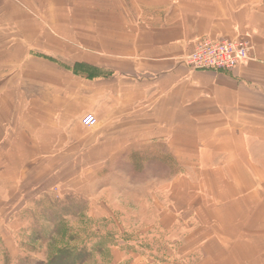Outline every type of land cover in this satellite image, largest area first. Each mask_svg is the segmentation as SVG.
<instances>
[{
	"label": "crops",
	"instance_id": "0c3cea01",
	"mask_svg": "<svg viewBox=\"0 0 264 264\" xmlns=\"http://www.w3.org/2000/svg\"><path fill=\"white\" fill-rule=\"evenodd\" d=\"M204 36L253 57L192 70ZM120 165L184 262L264 264V0H0V230Z\"/></svg>",
	"mask_w": 264,
	"mask_h": 264
},
{
	"label": "rangeland",
	"instance_id": "374dc122",
	"mask_svg": "<svg viewBox=\"0 0 264 264\" xmlns=\"http://www.w3.org/2000/svg\"><path fill=\"white\" fill-rule=\"evenodd\" d=\"M129 169L108 167L109 181L97 180L94 169L71 190L33 195L0 230V264H189L152 213L155 200L142 187L134 191L144 183L118 181L116 173ZM108 184L116 188L99 194Z\"/></svg>",
	"mask_w": 264,
	"mask_h": 264
},
{
	"label": "built area",
	"instance_id": "2783aa9c",
	"mask_svg": "<svg viewBox=\"0 0 264 264\" xmlns=\"http://www.w3.org/2000/svg\"><path fill=\"white\" fill-rule=\"evenodd\" d=\"M253 57L250 40L243 37L231 39L200 38L194 51L183 59V63L192 70H231ZM81 122L86 127L96 124V117L86 113Z\"/></svg>",
	"mask_w": 264,
	"mask_h": 264
}]
</instances>
